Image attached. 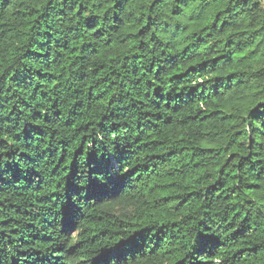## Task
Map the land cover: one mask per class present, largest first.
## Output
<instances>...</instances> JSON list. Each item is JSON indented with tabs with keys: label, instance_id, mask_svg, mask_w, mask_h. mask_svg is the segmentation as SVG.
I'll return each mask as SVG.
<instances>
[{
	"label": "trees",
	"instance_id": "obj_1",
	"mask_svg": "<svg viewBox=\"0 0 264 264\" xmlns=\"http://www.w3.org/2000/svg\"><path fill=\"white\" fill-rule=\"evenodd\" d=\"M0 264H264V1L0 0Z\"/></svg>",
	"mask_w": 264,
	"mask_h": 264
},
{
	"label": "rangeland",
	"instance_id": "obj_2",
	"mask_svg": "<svg viewBox=\"0 0 264 264\" xmlns=\"http://www.w3.org/2000/svg\"><path fill=\"white\" fill-rule=\"evenodd\" d=\"M264 1V0H263Z\"/></svg>",
	"mask_w": 264,
	"mask_h": 264
}]
</instances>
